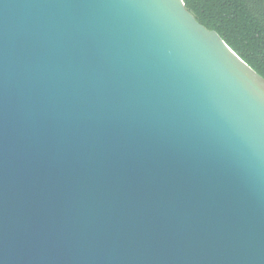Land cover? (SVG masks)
Segmentation results:
<instances>
[{
	"label": "water",
	"instance_id": "1",
	"mask_svg": "<svg viewBox=\"0 0 264 264\" xmlns=\"http://www.w3.org/2000/svg\"><path fill=\"white\" fill-rule=\"evenodd\" d=\"M0 264H264V76L184 0H0Z\"/></svg>",
	"mask_w": 264,
	"mask_h": 264
},
{
	"label": "trees",
	"instance_id": "2",
	"mask_svg": "<svg viewBox=\"0 0 264 264\" xmlns=\"http://www.w3.org/2000/svg\"><path fill=\"white\" fill-rule=\"evenodd\" d=\"M199 22L215 30L264 76V4L259 0H184Z\"/></svg>",
	"mask_w": 264,
	"mask_h": 264
},
{
	"label": "snow or ice",
	"instance_id": "3",
	"mask_svg": "<svg viewBox=\"0 0 264 264\" xmlns=\"http://www.w3.org/2000/svg\"><path fill=\"white\" fill-rule=\"evenodd\" d=\"M251 2H255V0H251ZM261 4H264V0H259Z\"/></svg>",
	"mask_w": 264,
	"mask_h": 264
}]
</instances>
